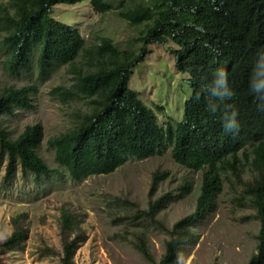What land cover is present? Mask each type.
<instances>
[{
  "label": "trees",
  "instance_id": "1",
  "mask_svg": "<svg viewBox=\"0 0 264 264\" xmlns=\"http://www.w3.org/2000/svg\"><path fill=\"white\" fill-rule=\"evenodd\" d=\"M81 1L8 0L7 4H0V29L5 32L0 41L4 69L24 74L35 71L45 82L66 66L73 83L69 87L54 86L49 90L51 98L66 105L84 99L88 105L87 109H76L74 116L79 117L76 126L49 139L58 164L53 168L39 152L44 137L41 124H27L15 136L3 121V117L13 116L19 109L35 107L37 83L0 87V153L8 160L7 180L16 176L19 166L23 173L33 174L36 181L45 175L58 174L62 168L79 182L92 175L112 173L130 157L161 154L169 145L174 161L200 171L202 178L195 211L167 230L171 238L158 264H170L185 244L194 241L192 231L205 213L215 207L225 180L232 186L236 184L233 178L243 186L260 224L257 250L248 264H264V100L248 90L255 60L264 49V24L259 22L258 13L264 0H91L97 12L116 7L130 23H144L138 35L142 44L137 52L120 50L114 39L105 35L87 46L86 38L77 28L53 16L56 4ZM244 11L248 13L245 15ZM210 30L231 35L226 49L213 48ZM193 42L196 50L201 48L203 62L196 66L190 62L179 68L181 73H188L182 74V81L191 95L185 99L182 118L161 125L157 113L138 91L129 87L134 69L145 61L153 43H173L169 44L172 51H176L178 44L187 52ZM219 55L224 56L227 69L239 83L222 104L207 92L213 75L206 67ZM210 100L218 105L215 112L208 111ZM225 108L237 112L239 129L235 133H226L222 127ZM245 169L251 171L250 179H244ZM168 176L167 171H155L147 208L141 209L133 201L134 212L118 218L128 226L138 227L133 243L150 262H154V256L148 244V230L140 225L153 223L166 229L159 213L191 191L186 181L176 195L165 192L153 197ZM60 210L62 249L57 252L49 248L47 253L59 255L61 264H76L75 254L88 238L83 227L85 216L68 205ZM13 223L12 234L3 243L10 250L18 249L27 235L19 219Z\"/></svg>",
  "mask_w": 264,
  "mask_h": 264
},
{
  "label": "rangeland",
  "instance_id": "2",
  "mask_svg": "<svg viewBox=\"0 0 264 264\" xmlns=\"http://www.w3.org/2000/svg\"><path fill=\"white\" fill-rule=\"evenodd\" d=\"M7 2L0 0V4ZM53 16L79 29L87 39V46L94 45L105 35L111 36L120 50L137 52L141 48L138 35L144 23H130L116 7L100 13L93 9L90 0L72 5L59 3L53 7ZM4 34L0 29V41ZM169 44L149 45L150 52L134 69L129 83V87L138 91L141 99L157 113L161 125L170 120L179 121L185 99L191 95L176 68ZM3 58L0 50V87L38 85V93L33 98L35 107L19 109L13 116L3 117V121L15 136L27 124H41L44 137L39 152L50 167L57 168L55 151L49 146V139L76 126L79 120L74 116L76 109H87L88 105L84 99L66 105L51 98L49 90L54 86L69 87L73 83L66 66L42 82L37 73L7 72ZM7 167L8 160L0 153V264H61L59 255H48L47 250L54 248L59 252L62 249L60 209L64 205L85 216L83 227L88 238L75 254L76 264H158L166 253V242L171 238L167 230L195 211L202 178L200 171L176 163L169 145L161 154L130 157L112 173L92 175L79 182L62 168L60 173L45 175L36 181L33 174L23 173L19 166L16 176L7 180ZM155 171H167L169 176L159 184L153 197L165 192L176 195L186 181L191 191L159 213L158 218L166 229L153 223L140 225L148 230V244L154 256V262H150L133 243L138 227L135 224L128 226L118 218L134 212L133 201L141 209L147 208ZM251 174L245 169L244 179H250ZM233 182L236 184L232 186L225 180L215 207L205 213L192 231L194 241L185 244L170 264L249 263L257 250L256 236L260 224L256 210L243 193V186L235 178ZM14 219H19L27 235L18 249L10 250L3 243L14 230Z\"/></svg>",
  "mask_w": 264,
  "mask_h": 264
},
{
  "label": "clouds",
  "instance_id": "3",
  "mask_svg": "<svg viewBox=\"0 0 264 264\" xmlns=\"http://www.w3.org/2000/svg\"><path fill=\"white\" fill-rule=\"evenodd\" d=\"M247 4H250V3H247ZM244 13L246 15L248 12L244 11ZM258 13H259V22L264 24V7L261 8L258 6ZM210 34L214 40V47H213L214 49L216 48L226 49V46L229 42L231 35L217 34V33L212 32L211 30H210ZM175 48H176V51H172V50L171 51L174 54L175 65L178 70L179 68H184L188 66L190 62L194 66H196L198 63L203 62L204 60V54L201 48L199 47L196 50V45L194 42L192 43V48L187 50V52L184 50L182 46L178 44L175 45ZM33 59H36V58L33 56ZM201 65L202 64H200L199 67ZM206 68H207V72L213 75V79L211 80V83L207 88V92L209 96L214 98L216 102H219L222 104L224 101L228 100L232 96V93L239 87L238 80L236 76L234 75V73L227 69L226 64L224 62L223 55L216 56L215 61L207 65ZM179 72L181 73L180 70ZM33 73H36V72L34 71ZM181 74L186 76L188 73L184 72ZM248 90L249 92L256 94V96L259 97V99L264 100V49L262 50L261 53L257 55V58L255 60V63H254V66H253V69L251 71L250 78H249ZM216 102H213L210 100L209 105H208L209 112H215L217 110L218 105ZM236 117H237V112L235 111V109L228 110L227 108H225L221 116V122H222V127L226 133H229V132L235 133L236 131H238L239 124L237 122Z\"/></svg>",
  "mask_w": 264,
  "mask_h": 264
}]
</instances>
